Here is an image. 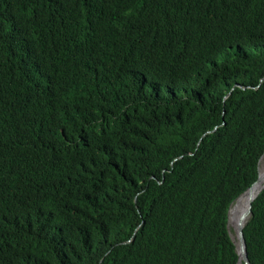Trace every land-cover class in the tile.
I'll return each instance as SVG.
<instances>
[{"label": "trees", "instance_id": "obj_1", "mask_svg": "<svg viewBox=\"0 0 264 264\" xmlns=\"http://www.w3.org/2000/svg\"><path fill=\"white\" fill-rule=\"evenodd\" d=\"M263 152L264 0H0V264H237Z\"/></svg>", "mask_w": 264, "mask_h": 264}, {"label": "water", "instance_id": "obj_2", "mask_svg": "<svg viewBox=\"0 0 264 264\" xmlns=\"http://www.w3.org/2000/svg\"><path fill=\"white\" fill-rule=\"evenodd\" d=\"M262 157V156H261ZM261 159V158H260ZM260 161V160H259ZM257 170H258V167H257ZM261 179V176L259 175L257 181L251 186L249 187L241 196L243 195H249V193L255 188V186L258 184L259 180ZM264 189V185L262 186V188L255 194V196L251 197L248 201V213L250 216H251V209H252V204H253V201L256 199V197L258 196V194ZM239 196L237 199H236V202L237 200L241 197ZM243 211L244 209H242L239 213V216H238V219H237V223H233V224H236L237 225V232L236 234H232L231 233V219H230V214H231V208H230V211H229V220H228V230H229V233H230V236H231V239L233 241V243L235 244L236 246V250H237V253H238V256H239V260L242 259L244 261L245 264H251L250 262V259L248 257V251H247V243H246V238H245V235H244V227L246 225L243 224L241 222V220L243 219ZM249 216V218H250ZM238 264H239V261H238Z\"/></svg>", "mask_w": 264, "mask_h": 264}, {"label": "bare ground", "instance_id": "obj_3", "mask_svg": "<svg viewBox=\"0 0 264 264\" xmlns=\"http://www.w3.org/2000/svg\"><path fill=\"white\" fill-rule=\"evenodd\" d=\"M259 169H260V176L261 179L259 180L258 184L255 186V188L249 193V195H243L241 196L237 202L232 206L231 208V214H230V219H231V223H237V219L239 216V213L242 209H244L243 211V219L241 220V222L243 224H245L249 218V214L248 213V201L249 199L253 196H255V194L262 188V186L264 185V155L262 156V159L260 161L259 164Z\"/></svg>", "mask_w": 264, "mask_h": 264}, {"label": "clouds", "instance_id": "obj_4", "mask_svg": "<svg viewBox=\"0 0 264 264\" xmlns=\"http://www.w3.org/2000/svg\"><path fill=\"white\" fill-rule=\"evenodd\" d=\"M264 155V152H263V154H262V156ZM261 159H262V157H260ZM261 159H259L260 161H261ZM260 161H258V165H257V167H258V177H259V175H260V169H259V164H260ZM251 187V186H250ZM243 194V193H242ZM241 194V195H242ZM260 194V193H259ZM258 194V195H259ZM240 195V196H241ZM257 198V197H256ZM254 202V201H253ZM236 203V200L231 204V206H230V208H232V206L234 205ZM253 205V204H252ZM229 211H230V209H229ZM251 214H252V209H251ZM250 216V215H249ZM251 217V216H250ZM249 219L250 218H248V220H247V223H248V221H249ZM228 220H229V217H228ZM247 223H246V225H247ZM231 224H233V223H231ZM245 225V226H246ZM245 228V227H244ZM229 231V230H228ZM231 233H232V231H231ZM230 234V233H229ZM233 234V233H232ZM231 237V236H230ZM247 243V242H246ZM235 245V244H234ZM235 248H236V246H235ZM237 251V250H236ZM238 254V253H237ZM249 257V256H248ZM238 258H239V256H238ZM239 261V264H245L244 263V261L242 260V259H240V260H238ZM251 262V261H250ZM237 264H238V262H237ZM252 264V263H251Z\"/></svg>", "mask_w": 264, "mask_h": 264}, {"label": "rangeland", "instance_id": "obj_5", "mask_svg": "<svg viewBox=\"0 0 264 264\" xmlns=\"http://www.w3.org/2000/svg\"><path fill=\"white\" fill-rule=\"evenodd\" d=\"M230 227H231L232 233L235 235L236 232H237V225L236 224H231Z\"/></svg>", "mask_w": 264, "mask_h": 264}]
</instances>
